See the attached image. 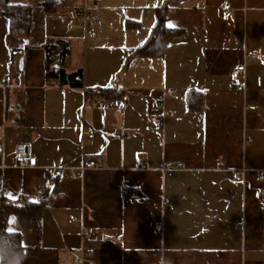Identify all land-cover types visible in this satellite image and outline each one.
Masks as SVG:
<instances>
[{"label":"crops","instance_id":"1","mask_svg":"<svg viewBox=\"0 0 264 264\" xmlns=\"http://www.w3.org/2000/svg\"><path fill=\"white\" fill-rule=\"evenodd\" d=\"M6 1L32 6L27 36L0 11V199L26 208L6 222L13 264H264V0H102L92 35L69 15L83 0ZM155 32L165 48L139 53ZM60 38L81 88L47 81ZM18 143L36 167L13 166ZM87 156L100 166L73 176Z\"/></svg>","mask_w":264,"mask_h":264},{"label":"trees","instance_id":"2","mask_svg":"<svg viewBox=\"0 0 264 264\" xmlns=\"http://www.w3.org/2000/svg\"><path fill=\"white\" fill-rule=\"evenodd\" d=\"M4 6L0 5V11L9 15L13 26L16 29H21L25 36L30 32L32 20L30 4H12L9 5L6 0H2ZM47 13L54 12L60 5H63L64 0H39ZM77 6V5H76ZM75 7V6H74ZM166 33H152L146 43L138 49L141 54H153L156 51H161L166 46ZM46 51V77L51 84L60 86L69 85L73 88L83 87V70L78 69L73 72H68L64 67V62L71 53L70 42L60 38L55 41H48L45 44ZM104 94V90H100ZM100 91H93L98 93ZM107 94V93H105ZM32 205H29V207ZM25 206L19 205L17 202L9 200L5 197L0 199V264H13L19 262L23 253L21 238L18 233L9 232L6 229V222L12 213H24Z\"/></svg>","mask_w":264,"mask_h":264},{"label":"built area","instance_id":"3","mask_svg":"<svg viewBox=\"0 0 264 264\" xmlns=\"http://www.w3.org/2000/svg\"><path fill=\"white\" fill-rule=\"evenodd\" d=\"M102 0H83L80 5H77L75 7H72L69 10V15L72 17L80 18L81 24L80 26L84 30L86 34L92 35L94 34V28L96 23L100 19L99 15V4ZM222 9L224 11V16L226 18H231L232 17V5L230 3H225L222 6ZM76 26L75 23L70 24V28H74ZM9 50L13 51V48H10ZM256 53L250 52L247 53V57H254ZM246 64H238L233 68V71L231 73L232 78L237 81L240 78H245L246 77ZM0 85H4L3 82L0 80ZM167 94H174L173 89H169L167 91ZM161 101H158L152 108H151V113H152V120L153 122L159 127L163 128L165 126V117L170 114L164 106H163V101L164 98L162 97L160 99ZM248 109H255L256 107L251 105L247 107ZM118 128L121 130L124 129L123 125H118ZM89 134V132H86ZM5 153V145L2 141H0V155ZM101 164V159L99 157L95 156H87L86 159L84 160L83 164L81 165V172L79 174L72 173L73 176H78V177H83L84 173L86 170L93 169L96 167H99ZM38 165V159L35 155H33L30 150H29V145L27 143H18L15 148H14V167H19V168H26V167H36ZM141 168H146L145 163H141ZM223 162L222 161H217L216 162V167L221 168L223 167ZM172 166L169 163L165 164V168H171ZM63 168V167H60ZM55 169L54 168H49L47 169V172L49 174L54 173ZM235 174L238 176L241 174V171L236 170ZM264 179V170L259 172L257 174V180L261 181ZM163 228L162 224L157 225V230L161 231ZM84 235L87 237H90L92 234L90 231L86 230L84 232ZM83 258L81 257L76 260V263H82Z\"/></svg>","mask_w":264,"mask_h":264},{"label":"snow or ice","instance_id":"4","mask_svg":"<svg viewBox=\"0 0 264 264\" xmlns=\"http://www.w3.org/2000/svg\"><path fill=\"white\" fill-rule=\"evenodd\" d=\"M10 231L12 230V229H9Z\"/></svg>","mask_w":264,"mask_h":264}]
</instances>
